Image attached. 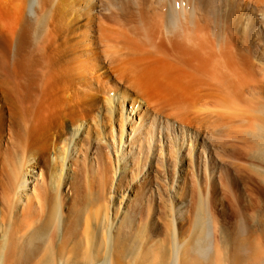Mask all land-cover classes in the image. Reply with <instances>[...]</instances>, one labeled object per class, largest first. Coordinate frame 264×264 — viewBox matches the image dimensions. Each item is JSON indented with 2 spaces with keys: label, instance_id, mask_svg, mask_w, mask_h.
Masks as SVG:
<instances>
[{
  "label": "bare ground",
  "instance_id": "bare-ground-1",
  "mask_svg": "<svg viewBox=\"0 0 264 264\" xmlns=\"http://www.w3.org/2000/svg\"><path fill=\"white\" fill-rule=\"evenodd\" d=\"M223 1L222 19L230 26L240 28L244 21L252 24L258 13L264 19V0ZM223 1L128 0L137 24L121 31L124 33L117 38L116 28H112L115 23L110 26L107 20L97 17L109 9L107 3L122 6L123 0H0V264H108L112 225L107 223L110 197L106 191L110 187V193L111 189L120 192L121 207L127 157L134 156L137 164L139 156L148 154L150 145L154 146L150 139L157 140L153 131L163 128L169 136L174 122L179 123L180 138L184 133L190 136L189 155L191 138L205 146L209 132L203 134L202 127L219 116V111L212 110L201 115V110H195L197 104L222 96L238 102L264 86V80H259L264 79V69H258L263 74L259 77L248 51L245 54L242 47L236 46L235 39L224 38L223 29L227 28L209 13ZM93 26H97V38ZM217 27L222 31L215 32ZM112 41L119 45L121 58L112 52L116 51L115 45L112 51L101 48ZM103 58L110 69H105ZM197 84L207 91L198 97L191 95ZM114 89L122 90L114 101L121 112L125 110L118 124L121 170L119 166L113 169L110 158L106 160L108 157L97 150L95 163L92 153L89 155L87 169L91 174L81 185L78 140L84 138L85 131L90 151L94 144L98 149L102 139L89 137V126L76 124L92 114L100 95ZM253 102V109L264 107L260 100ZM166 108L168 112H164ZM126 122L130 131L125 142L122 135ZM111 139L114 141L113 134ZM181 143L182 149L184 139ZM135 146L137 150H133ZM213 151L220 155L216 146ZM39 165L43 168L36 176L33 172ZM145 167L146 162L136 177L137 187L131 189L135 197L132 207L137 206L134 211L140 209L144 193L149 190L150 172L144 173ZM181 179L179 199L183 202L185 180L183 176ZM156 190L160 197L163 187L159 185ZM207 210L199 201L190 211L195 229L184 243H189L193 254L205 257L211 246ZM129 213L116 230L117 248L126 242L121 239L124 232L132 228L133 212ZM238 214L240 225L236 223L235 227L243 232L247 228L240 207ZM167 230L170 232L169 227ZM98 231L102 233L101 241H95ZM235 241L239 243V239ZM173 247L175 252L180 247L175 238ZM121 249H114L115 255L124 253ZM111 261L109 264H114Z\"/></svg>",
  "mask_w": 264,
  "mask_h": 264
},
{
  "label": "rangeland",
  "instance_id": "rangeland-1",
  "mask_svg": "<svg viewBox=\"0 0 264 264\" xmlns=\"http://www.w3.org/2000/svg\"><path fill=\"white\" fill-rule=\"evenodd\" d=\"M123 1L122 6L115 5V3L114 5H112V3H107V6L110 5L108 6L109 9L101 11L102 13L100 12V16L97 17L100 21H108L107 23H110V26L115 23L114 26L112 25V28H114V30L116 28V33L118 34L117 38L121 36V33H124L121 31H129L136 23V13H133L135 12L133 5L132 7L130 6L131 1H129L130 3L128 0ZM191 1L193 2V0ZM224 4V1L222 3H216L213 7L214 12L210 10L209 13L213 17H218V21L222 27L229 29L228 31L227 29H223L222 36L224 35V38L230 37L235 39L236 43H234L236 46L242 47L245 54L248 51L251 56L252 64L254 63L253 65L257 67L255 68L257 71H255L258 75L260 74L259 77H262L264 72L262 74L260 71L264 69V19L254 6V12L258 13L254 17V23L249 24L246 23L247 21H244L240 24V28H236L233 25L230 26V23H225V20L222 19L225 14ZM99 6L102 9L100 3ZM260 7H262V5H260L259 8ZM211 26L212 25H210L209 28H211ZM93 29L94 31L92 33L94 37L97 38L99 36L96 30L97 26H93ZM219 30L222 31V29L218 27L216 30L214 29L215 32H220ZM210 31L212 32V30ZM228 34L230 35L228 36ZM111 44L113 45L111 46ZM108 45L109 46H107V44L106 46H101V48L106 49V47H108V49L111 48V51L116 49V51L112 52H115V54L119 56L118 58H121L120 55L122 53L119 51V45L116 46L113 41ZM114 45L117 48L113 47ZM158 58L161 59L159 56ZM102 64L105 69H110L106 59H102ZM260 68L261 70L258 71ZM259 80L263 81L264 79L259 78ZM109 84L110 82L108 85ZM197 85L193 87V91L191 92L192 96L197 94L196 97H198L207 92L206 89H203L199 84ZM257 85L259 86L260 84L258 83ZM119 86L122 87L121 85ZM258 88L253 91V94L245 96L243 99H237L238 102H234L235 100L233 99L226 100L225 98L227 97L222 96V100L224 99L227 102L217 97L219 99L214 98L204 101L203 105L197 104L195 110H201V115H207L212 110L219 111V116L215 117L216 119L213 118L215 120L214 122L213 119L210 120L213 123H206L202 127V133L205 134V131L208 130V136H211V138L207 136V143L205 146L202 147L199 141H195L194 138H191L192 142L189 155L190 136L186 135L188 133H184V138L183 136L180 138L181 131L178 129L179 123L174 122L176 127L174 126V128L168 130L169 136H167V134L165 136V131L164 133L162 131L163 128H160V131H153V135L156 136L157 140L150 139L152 143H154V146L150 145L148 154H141L139 156L137 164L134 160V156L129 155L127 157L128 169L126 173H124L125 177L121 190V193H123L121 207H119L120 192L114 193L113 189H111L110 193V187L109 190L106 191L107 197H110V202L107 203V209H109V221L107 223L112 225L111 234L109 236L110 251L112 254L110 253L107 258L108 264L111 260L114 264H264V107H262V105L261 108L260 106L258 107L259 109L255 108L257 112L253 109L254 100L264 102V86ZM197 90L200 93H196ZM121 92L122 90L114 89L100 95L98 105L88 117L89 119L86 118L78 121L76 124L80 125L81 123L82 128L89 126L90 131H92L89 137L92 136L95 138L97 135L102 139L99 148L96 149L97 145L94 144L90 151L88 150L89 148H87L88 139L85 138V131H83L84 138L78 140L80 146V150L78 149V159L80 163L77 169L80 175L78 177V182L81 185L85 184L91 174V170L87 169V167H89V155L92 153V159L94 160L93 156H95V151L97 150L108 157L106 160L110 158L108 162L113 169L119 166L121 170L119 164L122 165V153L118 147V124L121 117H125V110L121 112L119 104L117 105L114 101V97ZM129 93L133 97H138V94L134 92L129 91ZM108 99L111 100L110 103L107 101ZM142 104L144 105L145 103L142 102ZM202 108L208 111L203 112ZM166 110L167 108L164 112H166ZM253 110L254 112H252ZM220 112L223 113L221 114ZM220 116L222 118L218 119ZM134 120L137 121L138 119L136 118ZM169 122L171 123V119ZM127 125V122L123 123L122 140L125 142L128 138H126L127 133L130 131ZM183 128L187 129V127ZM111 129L113 130L112 134L115 142L111 139ZM66 131H68L66 133L69 138V131L71 132V129ZM183 139L186 145L182 146L181 149L180 144H182L181 141ZM127 141H129V139ZM52 146H54L53 141ZM214 146L217 147V153L220 154L219 156L213 151ZM133 150H137V147L135 146ZM202 150H204V153H202ZM145 162L146 167L144 173L150 172V175L148 174L149 190L144 193V200L139 207L140 209L134 211L137 206H135L134 209L132 207L135 202V197L131 189L137 187L135 183L136 177L140 170L144 168ZM175 163L176 167L174 169ZM42 168L43 167L39 165L34 169L33 174L37 176ZM43 171L45 174L46 170L43 169ZM118 174L119 170H117V174L114 176L115 179L118 177ZM63 176H66V170H64ZM182 176L185 180L183 202L179 199V195H181V188H179L181 183L179 182L182 180ZM43 177L45 178V175ZM219 178L223 180V183H221ZM159 185L163 187V190L166 189L165 191L162 190L160 193V197L162 198L157 195L156 188ZM31 187V185H28L29 189H31ZM176 190H178V194ZM113 195L115 196L111 197ZM199 201L208 209V218L210 222L211 246L209 247L210 250L207 257H205V255L198 256L197 254H193L190 250L189 243L184 244L193 235L195 229L192 223L193 215L189 214L190 211L196 208ZM239 207L244 211L243 215L245 229L247 228L245 230L246 232L238 231L235 227L240 223V221H238ZM129 212H133L132 228L130 232L129 230H127V232L123 231L125 234L122 235L121 239L123 242H126L117 248L115 245L117 238L116 230L127 219L125 215L130 214ZM237 221L239 223H237ZM211 223H213V225ZM168 227L170 232L167 230ZM212 230L214 232H212ZM242 234H245L243 238ZM101 237L102 233L98 231L95 241L99 239L101 241ZM173 238H175L176 242L180 245L177 252L174 251ZM235 239H239L241 246L239 243H236V241L234 242ZM233 245L235 248H233ZM120 247H123V249ZM114 249H121L124 253L121 251L122 253H118L116 256ZM103 262L104 261L94 262L93 264H102Z\"/></svg>",
  "mask_w": 264,
  "mask_h": 264
}]
</instances>
